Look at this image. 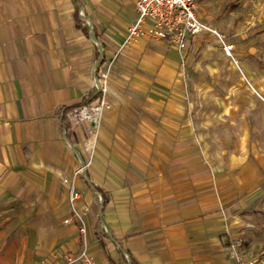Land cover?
Instances as JSON below:
<instances>
[{
	"label": "crops",
	"instance_id": "obj_1",
	"mask_svg": "<svg viewBox=\"0 0 264 264\" xmlns=\"http://www.w3.org/2000/svg\"><path fill=\"white\" fill-rule=\"evenodd\" d=\"M134 2L0 0V224L17 219L13 232L39 237L18 264L63 262L81 247L80 223H64V180L81 193L98 262L234 264L232 248L264 261V104L233 96L244 87L236 66H194V37L183 53L145 38L117 51ZM228 42L264 92V66L239 59L251 42ZM95 67L109 71L111 109L92 145L85 122L58 113L97 89Z\"/></svg>",
	"mask_w": 264,
	"mask_h": 264
},
{
	"label": "built area",
	"instance_id": "obj_2",
	"mask_svg": "<svg viewBox=\"0 0 264 264\" xmlns=\"http://www.w3.org/2000/svg\"><path fill=\"white\" fill-rule=\"evenodd\" d=\"M197 2L198 0H135L134 6L137 17L127 28L117 51L141 38H145L148 40H163L168 45L173 46L178 52L183 53L188 47L189 38L203 35L214 39L225 56L239 68V62L233 54V45L228 42L226 35L222 31L198 17ZM91 37L93 38V35ZM93 43L99 50L100 44L94 40ZM93 74L96 88L100 90V97L70 115L77 121L85 122L92 145L97 138L104 113L111 109V104L106 98L108 69L99 73L97 79L95 69ZM88 165L89 162L83 165L77 173L84 172ZM63 183L67 186L70 208L69 218L65 219L64 223L67 224L71 220H76L80 223L79 232L82 245L76 253L68 254L63 262L50 264H111L109 262L96 261L87 251L84 225L87 209L85 208L81 212L77 210L75 204L81 198V193L73 183H68L67 180H64ZM262 203L264 204V202ZM103 230L106 232L105 226H103ZM230 254L235 261L234 264H264V261L256 258H245L237 248H232ZM126 259H128L127 256ZM41 264L47 263L43 262Z\"/></svg>",
	"mask_w": 264,
	"mask_h": 264
},
{
	"label": "rangeland",
	"instance_id": "obj_3",
	"mask_svg": "<svg viewBox=\"0 0 264 264\" xmlns=\"http://www.w3.org/2000/svg\"><path fill=\"white\" fill-rule=\"evenodd\" d=\"M197 12L199 16H203L204 18L207 16L208 21H202L222 31L226 35L227 40L233 39L236 46L238 45L237 51L239 48L241 50V48L244 47L248 41L251 42L250 46H252L253 49L251 52L253 53H250V57H246L244 55H242L241 58L239 57L240 60L244 59L246 63H248V67L251 69H258L259 67L262 68L264 66V0H210L209 2L206 0H198ZM237 36L245 39L241 42H237ZM194 38V44L191 45L190 43L188 47L192 48L191 51L194 53V66L206 68L208 66H215V64L219 65L221 63L225 64L226 67L234 65L230 59H227L220 46L214 39L203 35L195 36ZM99 50L96 48V52ZM223 58L226 60L224 61ZM241 69H243V67ZM238 71L239 78L242 79L244 87H242V90L239 92H232L234 94L233 96H236L239 93V96H241L239 98H243L242 101H245L249 95L264 104V92L255 85L256 77L260 78L262 76H259V74L257 76L254 75L253 79H250V77L247 74L242 73L239 68ZM99 73H101V71L95 67L96 79L99 77ZM199 77V75H196L195 78L197 79ZM196 93L199 94V92ZM217 93L224 96H228L230 94V92L227 91H221ZM241 104L242 107L240 108V111H245L243 106H245L246 103L244 104L241 102ZM205 108H218V106H215L212 103L211 105L206 103L205 105H202L201 109ZM218 116L220 117L221 114H218ZM227 127L229 126H218V131L220 134H222L224 139L223 141L225 143H229L230 140V129H226ZM22 215L23 214H19V216ZM13 220L0 224V260L2 264H18L19 258L21 257L22 253H24L23 249H26V252H28L31 247L38 244L39 237L36 236L37 233L29 232L23 236L16 231L13 232L14 229L22 228L21 221H17V219ZM10 232L11 234L6 235V233ZM65 254L67 255V253ZM64 256L65 255L62 254V257ZM40 258L42 259L39 260V258H35L34 260L38 259L39 264L43 262L50 264L60 260H48V258L45 259L43 257ZM28 264L35 263L32 262Z\"/></svg>",
	"mask_w": 264,
	"mask_h": 264
},
{
	"label": "trees",
	"instance_id": "obj_4",
	"mask_svg": "<svg viewBox=\"0 0 264 264\" xmlns=\"http://www.w3.org/2000/svg\"><path fill=\"white\" fill-rule=\"evenodd\" d=\"M100 97V90L96 89L94 92H92L83 102L76 104V105H71V106H63L59 110V117L60 120L63 122L70 116L74 111L78 110L79 108L89 105L90 103L94 102ZM67 128V126H66Z\"/></svg>",
	"mask_w": 264,
	"mask_h": 264
}]
</instances>
